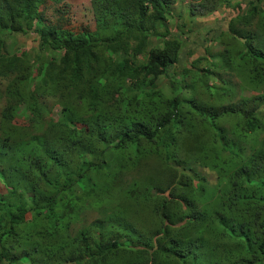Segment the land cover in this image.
<instances>
[{"label":"trees","instance_id":"1","mask_svg":"<svg viewBox=\"0 0 264 264\" xmlns=\"http://www.w3.org/2000/svg\"><path fill=\"white\" fill-rule=\"evenodd\" d=\"M73 2L0 0V264H264V0Z\"/></svg>","mask_w":264,"mask_h":264},{"label":"rangeland","instance_id":"2","mask_svg":"<svg viewBox=\"0 0 264 264\" xmlns=\"http://www.w3.org/2000/svg\"><path fill=\"white\" fill-rule=\"evenodd\" d=\"M178 1V0H177ZM89 0H74V2L71 5V8H73L76 12H80L81 10H84L85 8H87V4H88ZM169 13L170 14H177V13H181L182 12V8H181V4L178 2H175L173 5H171L169 8ZM56 16L55 10H47L44 14V17L46 19L49 20H53L54 17ZM168 21L171 23V19L169 17H167ZM29 36H32V33H29ZM21 48L20 45H17L14 41L13 42H9L6 46V49L9 53H12L13 51H15L16 49ZM34 51V50H32ZM151 86H160L161 91L164 92L165 94H167L168 90L165 86L162 85V80L161 77H157L156 80L154 81V83ZM58 115V111L55 109L53 111V113L51 114L52 118H56ZM50 116V117H51ZM1 136V134H0Z\"/></svg>","mask_w":264,"mask_h":264}]
</instances>
